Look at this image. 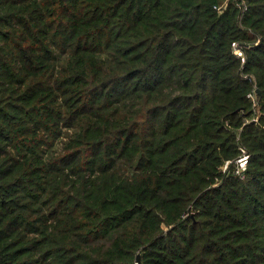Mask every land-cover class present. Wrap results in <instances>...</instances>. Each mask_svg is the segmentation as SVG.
<instances>
[{
  "label": "trees",
  "instance_id": "1",
  "mask_svg": "<svg viewBox=\"0 0 264 264\" xmlns=\"http://www.w3.org/2000/svg\"><path fill=\"white\" fill-rule=\"evenodd\" d=\"M245 1L0 0V264H264Z\"/></svg>",
  "mask_w": 264,
  "mask_h": 264
},
{
  "label": "built area",
  "instance_id": "2",
  "mask_svg": "<svg viewBox=\"0 0 264 264\" xmlns=\"http://www.w3.org/2000/svg\"><path fill=\"white\" fill-rule=\"evenodd\" d=\"M244 0H241L240 3H238V5L240 6V8L245 11L246 10V6H244L243 4ZM235 52L243 57V53L242 50L240 49V47L238 45H236V50ZM241 155L236 159V173L239 174L241 177L245 176V173L247 171V166H248V159L250 157V154L248 153V151L245 148H241Z\"/></svg>",
  "mask_w": 264,
  "mask_h": 264
},
{
  "label": "rangeland",
  "instance_id": "3",
  "mask_svg": "<svg viewBox=\"0 0 264 264\" xmlns=\"http://www.w3.org/2000/svg\"><path fill=\"white\" fill-rule=\"evenodd\" d=\"M226 2H228V0H223V2H222V4H221V6H220V8H225L226 7ZM243 4H244V6H246V9H247V5H246V1L244 0V2H243ZM241 9V8H240ZM242 10V9H241ZM243 11V10H242ZM246 11V10H245ZM244 12V11H243ZM239 47H240V49L242 50V53H243V57L245 56V54H244V51H243V49H242V46H240L239 45ZM250 96H252V98H256V93H252V94H250ZM231 162H226V164L223 166V170L225 171V170H227V168H228V165L230 164Z\"/></svg>",
  "mask_w": 264,
  "mask_h": 264
},
{
  "label": "water",
  "instance_id": "4",
  "mask_svg": "<svg viewBox=\"0 0 264 264\" xmlns=\"http://www.w3.org/2000/svg\"><path fill=\"white\" fill-rule=\"evenodd\" d=\"M260 92H261V91H260L259 89L256 90V93H257V94H260ZM138 259H139V257H138Z\"/></svg>",
  "mask_w": 264,
  "mask_h": 264
}]
</instances>
